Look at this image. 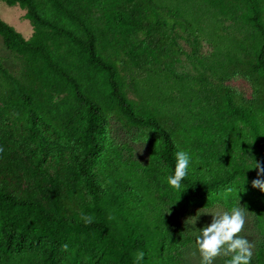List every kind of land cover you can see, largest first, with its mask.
I'll return each instance as SVG.
<instances>
[{
    "label": "trees",
    "instance_id": "1",
    "mask_svg": "<svg viewBox=\"0 0 264 264\" xmlns=\"http://www.w3.org/2000/svg\"><path fill=\"white\" fill-rule=\"evenodd\" d=\"M2 1L25 9L34 31L26 39L0 15V37L18 65L11 70L0 56V123L9 122L30 147L44 137L70 143L77 172L55 181L49 207L19 196L21 171L6 165L9 172L0 174V264H131L128 245L145 253L142 264H177L170 253L180 256L193 242L179 219L217 203L230 210L239 199L257 215L264 234V191L252 184L261 175L245 164L264 157V95L245 104L205 84L200 91L187 88L176 107L166 109L173 100L170 86L183 80L160 61L175 52L171 29L177 26L189 39L213 44L210 57H199L212 75L242 74L264 86V0ZM139 31L146 33L144 43ZM199 103L203 108L196 114L183 109ZM170 115L178 128L166 123ZM109 116L133 136H150L147 163L107 136ZM5 143L0 132V152ZM179 150L190 152L193 166L178 190L166 177ZM100 159L112 175L111 190L101 189L93 170ZM43 163L36 157L30 172L45 173ZM78 177L92 199L109 196L118 206L125 231L120 247L96 248L103 250L98 261L93 250L65 245L82 227L100 235L99 242L109 237L100 206L90 209L96 212L90 224L67 215L59 186L69 190ZM227 188L232 190L221 192ZM14 233L21 239L46 236L54 249L47 256L37 249L14 250ZM256 263L264 264V242Z\"/></svg>",
    "mask_w": 264,
    "mask_h": 264
},
{
    "label": "rangeland",
    "instance_id": "2",
    "mask_svg": "<svg viewBox=\"0 0 264 264\" xmlns=\"http://www.w3.org/2000/svg\"><path fill=\"white\" fill-rule=\"evenodd\" d=\"M0 15L6 22L21 32L26 39L32 36L34 31L33 26L26 18V10L22 9L19 5L11 6L0 0ZM146 16L154 19L156 14L154 11H147ZM232 24L233 22L231 20L225 21L222 28L225 29ZM171 31L175 52L169 53V55L164 58L161 56L162 59H160V61L166 69L180 77L183 81H178L170 86L168 94L173 97V100H167L164 108H175L178 100L184 97V92L187 88L200 91L205 84H210L215 90L220 92L228 90L238 101L245 104H251L255 102L258 96L264 95L263 85H254L250 79L242 74H234L231 77L226 78H217L212 75L210 69L203 66V63L199 60V57L207 59L212 55V43L208 42L203 37H199L197 40L189 39L181 27L174 26ZM145 38L146 33L139 31V41L144 43ZM0 56L3 58L4 64L11 70L18 67L10 51L4 46L1 37ZM130 97L134 98V95L130 93ZM202 108L203 104L200 103L193 108L183 107L184 111L191 114L200 112ZM166 123L172 128H178V125L175 123L171 115L167 116ZM0 132L6 135L5 147L0 152V174L2 171L9 172L6 169L7 164L17 166L21 171V186L18 195L21 197H31L42 200L47 206L53 207L55 196V187L53 184L55 181L59 180V182L62 183V177L69 179L74 175V171L77 172L76 160L71 155L74 146L63 139L44 137L41 145L30 147L24 141L20 132L11 129L10 123L7 121L0 123ZM107 136L118 143L129 146L134 157L142 164H145L150 160V148L148 143L150 136H133L132 133H130L113 116H109ZM75 150L78 156L82 155V149L76 148ZM36 157H42L44 160L43 168L45 173L43 174L35 175L30 172L31 167L35 163ZM255 160L259 162L260 167H264V157L247 160L245 164L248 165L249 168L254 167ZM160 167L162 173H165V166L162 162ZM93 170L100 182L101 189L111 190L112 175L104 166L102 159L94 162ZM252 170L259 172V168H253ZM238 179L239 178L236 180ZM261 179L264 180V174H261ZM229 190L232 189H222L221 192L225 191L228 193ZM59 192L61 201L66 206L67 215H74L79 220L84 221L83 218L89 215L88 210L90 212V209H94L96 205L100 206L106 213L107 230L109 233V237L105 239V242H99L98 239L100 235H96L93 229L82 227L81 231L72 232V235H70L68 242L65 245L76 249L87 248L93 250L96 261H98L103 255V250L101 248L100 250L96 248L102 247L107 243H111L115 247H120L117 241L121 240L125 235V231L123 230V223L118 206L111 201L109 196L100 199L99 201L92 199L87 192L82 177H78V182L69 190H67L63 184H60ZM238 206L243 208L245 224L241 233H238L237 235L244 236L248 239L252 252L250 264H257L256 257L260 246L264 242V234L262 230L259 229L260 226L257 215L246 209L240 199ZM225 211H228V209H226L223 204L217 203L213 207L196 210L191 215L179 219L184 227L185 233L188 237H192L193 242L189 247L182 251L180 256H177L173 252L170 253V255L177 259V264H201L202 262V255L195 243L197 232L191 229L192 226L186 225V220L191 216H195L198 212V215L200 214V216L195 227L201 228L211 223L212 214L219 215L223 214ZM90 214L94 218L96 216L95 210L91 211ZM87 237L90 240L89 242ZM13 238L14 241L12 246L14 250L37 249L43 255L47 256L54 249L47 241L46 236H42L41 238L28 236L25 239H21L18 233H14ZM126 251L131 255V264H133L135 255L141 250L138 247L128 245ZM229 258V255H225L224 252L221 251L220 254L213 258L212 264H225V261Z\"/></svg>",
    "mask_w": 264,
    "mask_h": 264
},
{
    "label": "clouds",
    "instance_id": "3",
    "mask_svg": "<svg viewBox=\"0 0 264 264\" xmlns=\"http://www.w3.org/2000/svg\"><path fill=\"white\" fill-rule=\"evenodd\" d=\"M193 158L189 151L179 150L175 152L174 170L167 175V183L175 188L182 189V181L192 170ZM259 168L258 176L264 174V167H260L259 162L254 161V167ZM253 187H258L264 191V180L256 179L252 181ZM198 212L195 216H191L186 220V225L192 226L191 229L197 232L195 243L202 255L201 264H212V260L221 251L230 258L225 264H250L252 252L248 239L244 236L237 235L241 233L245 224V216L243 208L240 206L233 207L223 214H212V221L201 228L195 225L199 219ZM194 218V219H192ZM84 222L90 224L93 217L85 216ZM145 253L139 251L135 257L133 264H142Z\"/></svg>",
    "mask_w": 264,
    "mask_h": 264
}]
</instances>
